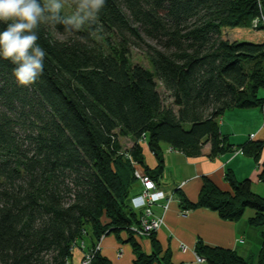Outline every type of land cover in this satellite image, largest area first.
<instances>
[{
  "label": "trees",
  "instance_id": "trees-1",
  "mask_svg": "<svg viewBox=\"0 0 264 264\" xmlns=\"http://www.w3.org/2000/svg\"><path fill=\"white\" fill-rule=\"evenodd\" d=\"M76 2L63 1L65 16ZM263 11L264 0H105L95 22L78 31L54 20L39 25L46 58L34 84L19 86L13 65L0 59V264H73L77 251L94 248L89 264H112L96 248L110 235L132 245L134 264H173L170 252L160 257L157 232L148 236L153 253L143 252L132 229L145 208L130 194L136 184L138 199L145 189L138 174L160 185L164 145L189 158L209 145L210 158L241 151L261 163L264 141L235 148L219 122L232 109L264 111ZM227 28L263 37L231 42ZM100 32L118 36L120 48L106 52L95 38ZM131 45L147 54L149 68L131 63ZM225 180L230 191L204 177L196 202L178 189L163 192L153 214L162 217L170 197L184 212L209 209L224 221L252 209L249 223L262 238L256 263L201 240L195 253L206 264H264V196L231 170Z\"/></svg>",
  "mask_w": 264,
  "mask_h": 264
},
{
  "label": "crops",
  "instance_id": "crops-1",
  "mask_svg": "<svg viewBox=\"0 0 264 264\" xmlns=\"http://www.w3.org/2000/svg\"><path fill=\"white\" fill-rule=\"evenodd\" d=\"M219 123L222 134L235 148L249 140L264 141V111L261 108L229 110ZM163 151L165 164L158 186L167 194H173L174 190L178 189L190 201L196 202L204 177L213 180L223 191H230L225 175L231 170L238 181L250 179L253 192L264 196V183L258 178L261 172L260 164L264 162V150L260 164L244 156L241 151L229 152L211 159L208 156L209 145H206L203 154L196 158L186 157L179 152H170L166 145ZM143 153L146 165L152 170L156 169V157L146 145ZM140 193L141 187L136 184L130 194L133 198L132 203H139ZM250 210L247 209L240 220L231 222L220 219L216 212L209 209L201 208L184 212L180 208L179 200L173 199L165 214V223L156 233V239L162 247L160 257L170 252L173 264H198L194 253L197 242L201 240L210 247L234 250L243 258L256 263L262 249V238L261 230L249 223L255 215V211ZM155 212H160L157 207ZM122 238L124 240L127 237L124 235ZM137 241L141 244L144 253L147 255L153 253L148 237L137 238ZM182 246L187 248L186 252L182 251ZM100 251L111 260L112 264H134L135 254L132 245L128 242L122 243L115 235L101 240ZM82 254L81 250L76 252L73 264H80Z\"/></svg>",
  "mask_w": 264,
  "mask_h": 264
},
{
  "label": "clouds",
  "instance_id": "clouds-1",
  "mask_svg": "<svg viewBox=\"0 0 264 264\" xmlns=\"http://www.w3.org/2000/svg\"><path fill=\"white\" fill-rule=\"evenodd\" d=\"M105 0H77L71 14H63V0H0V59L13 65L15 82L27 87L43 75L46 50L38 43V27L54 20L67 31L95 22Z\"/></svg>",
  "mask_w": 264,
  "mask_h": 264
},
{
  "label": "rangeland",
  "instance_id": "rangeland-1",
  "mask_svg": "<svg viewBox=\"0 0 264 264\" xmlns=\"http://www.w3.org/2000/svg\"><path fill=\"white\" fill-rule=\"evenodd\" d=\"M65 8H66L68 14H71L72 10L70 8H67L66 6H65ZM223 37L225 39L230 40L231 42L232 41H247V42L257 43V42L261 41V39L263 37V34L262 33H258V31L254 30V29H243V28L228 29L227 28V29L223 30ZM95 38L100 43V46L106 52H110V51L115 52L117 49L120 48V46H119V41L120 40H119L118 36H116L115 34L108 35V34L100 32V33H97L95 35ZM129 57H130V60H131L132 64H139V65L144 66L146 68L150 67V59L147 56V54L143 50L137 48L134 45L129 46ZM160 90H161V93L164 94L163 89H161V87H160ZM121 143L123 144V148H130L132 146V141L130 139H127V138L121 139ZM233 152H236V151H233ZM211 159H215V158H211ZM172 201L173 200H169V202L166 204L165 207H166L167 210L165 211V214L168 212V210L170 208V204H171ZM248 210L251 211L250 209H248ZM165 214H164V217H163L164 219H163L162 226L165 223ZM145 237H148V235H146ZM99 245L100 244H98L97 247ZM83 250L84 249H82V251ZM95 251H96L95 248L92 249V251H90V252L83 251V254H82L84 256L83 260H84V258L86 257L87 254L88 255L90 254L91 260H92V258L94 257V254L96 253ZM91 260H90V262H91Z\"/></svg>",
  "mask_w": 264,
  "mask_h": 264
},
{
  "label": "built area",
  "instance_id": "built-area-1",
  "mask_svg": "<svg viewBox=\"0 0 264 264\" xmlns=\"http://www.w3.org/2000/svg\"><path fill=\"white\" fill-rule=\"evenodd\" d=\"M264 20V19H263ZM141 182L144 184L145 189L142 191V195L139 198V203H134L136 206L141 205L145 208L144 215L139 219V225L133 228V232L137 238H144L146 235L149 236L152 232H157L163 224V217H156L153 214V206L157 204L159 200L164 199L163 191L158 188L157 184L151 180L150 177L146 175L138 174ZM171 200V198L169 199ZM166 206V205H165ZM164 206L165 211L167 210ZM100 249V245L97 247V250ZM187 248L182 246V251L186 252ZM195 260L198 264L204 262L199 256L195 253ZM84 257V256H83ZM91 260L90 254L86 255L84 260L82 259L81 264H89Z\"/></svg>",
  "mask_w": 264,
  "mask_h": 264
},
{
  "label": "water",
  "instance_id": "water-1",
  "mask_svg": "<svg viewBox=\"0 0 264 264\" xmlns=\"http://www.w3.org/2000/svg\"><path fill=\"white\" fill-rule=\"evenodd\" d=\"M64 1V0H63ZM264 12V11H263Z\"/></svg>",
  "mask_w": 264,
  "mask_h": 264
}]
</instances>
